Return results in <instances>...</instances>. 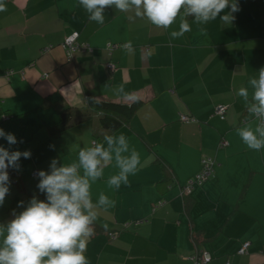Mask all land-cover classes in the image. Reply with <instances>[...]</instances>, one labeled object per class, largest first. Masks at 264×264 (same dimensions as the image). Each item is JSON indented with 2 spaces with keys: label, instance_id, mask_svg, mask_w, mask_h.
<instances>
[{
  "label": "crops",
  "instance_id": "crops-1",
  "mask_svg": "<svg viewBox=\"0 0 264 264\" xmlns=\"http://www.w3.org/2000/svg\"><path fill=\"white\" fill-rule=\"evenodd\" d=\"M238 4L229 24L220 16L198 24L182 8L165 30L114 5L99 25L79 0H6L0 12V128L17 143L9 146L0 137V146L31 156L20 158L19 170L8 169L0 225L33 197L46 200L38 173H50L54 159L57 167L79 165L81 150L101 144L112 160L101 162L100 178H89L90 196L95 205L103 193L116 206L94 209L99 218L85 253L89 264H193L202 254L210 257L204 264H264V149H249L238 134L250 128L260 138L256 129L264 128V116L249 112L257 103L249 80L264 67V0ZM182 20L191 31L170 39ZM75 32L89 49L69 60L61 44ZM121 84L141 100L126 123L109 131L90 100L132 104L113 94ZM240 88L248 89L247 101L237 94ZM217 106L226 107L223 119L214 115ZM61 117L65 128L50 134ZM121 133L129 149L121 155L135 150L141 165L129 175L130 185L121 182L117 191L107 181L120 171L118 145L109 149L105 137ZM205 158L214 161L211 176L183 194Z\"/></svg>",
  "mask_w": 264,
  "mask_h": 264
},
{
  "label": "clouds",
  "instance_id": "clouds-1",
  "mask_svg": "<svg viewBox=\"0 0 264 264\" xmlns=\"http://www.w3.org/2000/svg\"><path fill=\"white\" fill-rule=\"evenodd\" d=\"M113 5L122 13L134 11L136 17H146L152 25L165 30L173 24L182 8L193 15L198 24H206L218 16L229 24L235 19L233 13L240 10L238 0H79V6L86 11L89 20L99 25L105 22V9ZM226 9L229 11L225 12ZM6 10V0H0V12ZM189 31L191 26L182 20L179 31H171L169 36L170 39H178ZM125 49L131 52L132 45H125ZM249 84L255 90L252 99L257 102L250 105L249 112L264 116V67L260 68L258 78H250ZM113 94L123 95L137 103L141 100L140 96L125 92L123 84ZM237 94L247 101L249 91L240 88ZM256 131L260 138L250 128H242L238 134L249 149L259 151L264 149V128ZM0 137L5 138L9 146L17 143L16 137L5 133L3 128H0ZM105 140L109 149L114 143L118 145L114 151L120 171L107 181L118 191L121 182L124 186L130 185L129 175H135L139 170L140 155L135 150L129 156L121 155L129 150L123 133L115 139L106 136ZM30 156V151H9L0 146V206L9 193V167L19 170L20 158ZM78 156L79 165L57 167L54 159L50 173L40 171L37 187L46 194V200L33 197L19 214L13 211L15 218L6 226L0 225V236H4L0 246V264H89L85 253L95 235L94 225L99 218L94 209L99 205L107 211L116 206L115 200L103 193L94 205L89 178H100L103 175L101 162L107 164L112 155L103 145L96 144L81 150ZM80 167L83 175L78 174ZM20 206H23L22 201Z\"/></svg>",
  "mask_w": 264,
  "mask_h": 264
},
{
  "label": "built area",
  "instance_id": "built-area-1",
  "mask_svg": "<svg viewBox=\"0 0 264 264\" xmlns=\"http://www.w3.org/2000/svg\"><path fill=\"white\" fill-rule=\"evenodd\" d=\"M78 39V33H72L71 35L67 36L64 41L62 42L61 46L66 51L67 57L69 60L72 59L73 54L78 51H86L89 49V46L85 43H79L77 41ZM108 68L113 69L112 64L107 65ZM226 114V107L225 106H217L214 109V115L218 116L219 118L223 119ZM255 116H260L255 113H253ZM263 117V116H262ZM9 116H3V120H8ZM181 121L187 122L189 119L186 116L180 117ZM227 145L226 142H220L221 147H225ZM214 167V161L210 158L202 159L201 161V168L200 171L190 180H188L187 184L183 187L182 193L185 195H188L191 191V189L195 185H201L204 183L212 174ZM162 204L158 203L157 207H160ZM111 239H114L117 236V233L112 232L108 234ZM248 243H245L242 245V247L239 249L238 253L243 254L246 252V249L248 247ZM210 257L208 254H202L199 258H194L193 264H204L205 262L209 261Z\"/></svg>",
  "mask_w": 264,
  "mask_h": 264
},
{
  "label": "trees",
  "instance_id": "trees-1",
  "mask_svg": "<svg viewBox=\"0 0 264 264\" xmlns=\"http://www.w3.org/2000/svg\"><path fill=\"white\" fill-rule=\"evenodd\" d=\"M90 105L95 112L99 113L100 126L103 127V129L112 131L119 128L132 117L139 103L133 102L130 105H122L107 101L90 100ZM65 122L66 120L61 117L59 123L49 127L50 134L53 135L59 131L61 132L65 128ZM11 177L16 181L17 185H21V181L18 180L15 174H12Z\"/></svg>",
  "mask_w": 264,
  "mask_h": 264
}]
</instances>
